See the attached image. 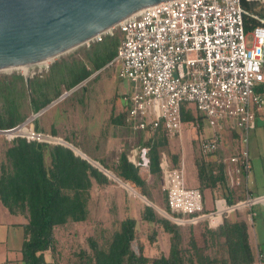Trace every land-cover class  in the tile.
<instances>
[{"label":"trees","instance_id":"obj_1","mask_svg":"<svg viewBox=\"0 0 264 264\" xmlns=\"http://www.w3.org/2000/svg\"><path fill=\"white\" fill-rule=\"evenodd\" d=\"M242 5L247 11L264 15L261 0H242ZM245 23L247 31L258 24L249 17L245 19ZM117 48V38L107 36L104 41L94 44L85 52V62L82 60L54 62L48 75L35 74L30 77L29 88L22 74L1 77L0 130L23 124L32 114L42 111L65 92H71L85 82L79 88L81 92L80 90L72 92L75 96L79 92L82 95L90 82L86 81L115 58ZM54 67H59L60 81L49 80L55 72ZM19 82L21 86H18ZM263 89L264 85L260 91ZM72 96L70 99L74 100ZM79 102H84V96ZM199 117L202 118L200 115ZM196 119L192 116L189 106L182 105V122L190 123ZM32 123L38 132H49L53 136L61 134V131L54 127L48 132L44 131L40 118ZM141 132L151 135L146 144L150 149L147 173L156 178L153 186L149 185L142 166L129 162L127 153L130 148L127 145L123 147L120 159L113 168H108L103 160L93 161L113 173L143 199L156 203L158 198H162L169 208L167 194L161 193L162 174L158 165L159 155L156 146L158 142L159 145L169 147V134L163 127ZM64 139L80 149L81 144L75 137L65 135ZM1 143L5 151L0 160V201L12 215L23 216L27 220L23 228L22 261L24 264H50L46 259V253L55 249L56 229L71 224L89 223L98 211L102 208L105 210L101 204L103 201L109 202L107 195H112L114 205L117 202V194H111L107 189L108 187L116 189L115 181L68 146L28 142L25 138H16L12 141L2 138ZM175 163L176 160L171 162V165L177 167ZM155 187L158 190V197H153ZM122 192L126 200V194L123 190ZM240 197L238 201L245 198ZM230 198V200L226 198L229 205L238 202L233 200V197ZM141 203L137 218L126 213L120 216L117 210L110 209L107 205L109 209L106 211L116 212L114 215L118 219V225L104 240V244L97 238L89 237V249L77 255L78 264L254 263L256 254L250 244L248 225L241 215L246 214V210H236L234 213L239 220L233 222L226 217L217 228H210L206 221L193 224V228H189L191 231L188 243L184 246L181 244L185 240V235L182 234L180 225L169 218L159 216L153 206ZM171 214L184 218L181 213ZM139 226L158 229L164 244L161 243L159 236H150V241L152 240L150 248L139 244L137 253L134 244L139 239ZM193 232L196 233L195 236H192ZM198 237L202 239V243H198ZM160 244L163 247L160 248Z\"/></svg>","mask_w":264,"mask_h":264},{"label":"built area","instance_id":"obj_2","mask_svg":"<svg viewBox=\"0 0 264 264\" xmlns=\"http://www.w3.org/2000/svg\"><path fill=\"white\" fill-rule=\"evenodd\" d=\"M247 17L258 23L249 31ZM248 34L253 36L251 48L247 47ZM108 35L117 37L118 49L106 67L117 69L119 78L134 85L120 99L126 124L135 131L163 127L169 135H178L183 126L182 105H192L216 130L200 143L204 155L221 146V130L237 132L243 148L230 158L228 174L233 186L240 184L242 175L251 173L246 143L264 105L260 91L264 85V15L247 11L242 0H170L141 10L84 45L100 43ZM32 121L0 130V136L8 141L25 138L50 146L64 144L56 136L36 131ZM148 152V148L133 150L130 160L147 167ZM159 158L169 208L184 216H169L178 224L206 221L210 228H217L236 210H252L264 202V195H247L233 205L218 198L208 212L203 192L186 186L183 168L173 167L165 153ZM254 264H264L263 253Z\"/></svg>","mask_w":264,"mask_h":264},{"label":"crops","instance_id":"obj_3","mask_svg":"<svg viewBox=\"0 0 264 264\" xmlns=\"http://www.w3.org/2000/svg\"><path fill=\"white\" fill-rule=\"evenodd\" d=\"M7 76L11 77L13 75ZM23 76L25 78V75ZM91 77L96 78L94 74ZM90 80L91 79H89V81ZM18 86H21L20 82L18 83ZM261 92L264 94V89ZM72 101L73 102H70V104L73 105L74 103L76 104V102H79V100ZM85 103L86 101L84 100L83 103H78L80 107L76 106L70 107L69 109L65 108L64 110H61L59 112L55 108V103L53 105L50 104L51 106L49 105L48 108L46 107L47 109L37 118H40L41 127L44 131L48 132L54 127L57 128V130H59L60 132V127L66 124L64 123L66 121V118L71 117L70 115H72L74 122L72 123V120L68 118V120H70L68 121V123H70L71 126H73L74 124V128L76 130L69 132V135L75 137L76 141L81 144L80 149H76L79 151V153L86 157L85 159L92 163L95 162L93 161L94 159L103 160L104 164L108 168H113L115 164L118 163L123 152V147L126 145L130 148L127 153V158L132 164L134 163L130 160V154L133 150L139 151L141 148L149 149L146 144L151 135L144 134L141 131H135L126 124L123 112L124 105L122 101L118 106H106L103 112H98L99 109L94 108H92V110H95L96 112L88 109L86 111ZM189 109L192 116L197 118L196 121L183 123L180 134L174 136L169 135V147L159 145V143L157 142V154L159 155V157L162 153H165L170 163H173L176 160L175 165L177 167L183 168L184 178L187 169L194 172V177L193 179L190 178L189 183L192 187L189 188H198L203 192L205 201L204 205L205 209L208 210V212L209 210H212L214 208V202L218 198H227L228 200H230V197H233V200L238 201L241 198L240 196H242V198H246L247 195H264V149L262 150L263 154H259L261 158H258L254 163L251 160L249 152L251 173L247 177L245 175H242L240 184L233 186L228 174V171L232 168L229 160L232 156H237L240 151L239 142L241 141L238 134H236L235 132H230L231 136L229 137V139H227L229 133L227 132V130H221L220 132L223 136L221 146L215 153L208 156L204 155L200 150V143L203 138L211 137L216 130L210 128V126L209 128L211 130H207L205 127L204 119L199 117V114L196 112L195 108L190 105ZM257 116H259L258 113ZM199 119L200 121H198ZM44 120H47L48 122L50 121L48 128L49 130L43 126L42 122ZM56 137L61 138L60 135ZM90 139L92 141H95L94 146L90 145ZM1 142L2 138L0 139V160L3 157L5 151V147H2L3 145ZM197 153L199 154V156L197 155ZM112 155L114 157H112ZM149 156L150 149L148 152V158ZM137 158L138 160H140L139 155L137 156ZM201 159L204 160L202 161ZM208 163L215 164V167L213 168L216 170H209L206 167ZM187 164H189V166L191 167L188 168ZM158 165L160 168V158ZM142 168L147 174L149 185L153 186V184L156 183V178L153 175L147 173L148 166H142ZM163 184L164 183L162 177L161 188L164 190ZM107 191L111 194H117L118 197V200L114 205H112L113 202L110 201V203H107L110 209L112 208L114 210H117L120 216L125 214L124 212L126 211L127 215L136 217L133 216L134 214H131L130 210H132V208H130L129 205L128 207L127 205L125 206V197L123 196V192L121 191V189L108 187ZM105 203L106 202L104 201L102 203L104 208ZM145 203L148 204L146 201ZM165 203V200H163L162 198H158L155 204L156 206H161ZM129 204L131 205V207L132 205H134L138 209V211H140L141 206L140 204H138V202L131 201ZM124 207L126 208L124 209ZM127 209L129 211H127ZM246 211V217L242 218L248 225L250 244L252 245L256 254V259L254 261L255 263L257 261L258 254H264V202L255 205L252 210ZM249 216H252V218H249ZM228 217L233 222L239 220V217H237L236 214L234 216L230 214ZM26 224L27 220L23 216L12 215L0 201V230L4 234L9 232V234H11V237L13 238V242L14 240H18L19 242L24 241L23 228ZM187 225L192 226L193 224ZM2 239L0 240V242L2 241ZM14 244L15 243H11L10 246L5 244L0 245V264H21L22 257L19 256V252H16L21 244L18 246H14ZM11 253L13 254V256Z\"/></svg>","mask_w":264,"mask_h":264},{"label":"rangeland","instance_id":"obj_4","mask_svg":"<svg viewBox=\"0 0 264 264\" xmlns=\"http://www.w3.org/2000/svg\"><path fill=\"white\" fill-rule=\"evenodd\" d=\"M262 7L264 8V4L262 5ZM115 38H117V37H115ZM93 45L94 44H91V45H87V44L84 45L83 44V45L75 48L74 50H72L70 52H67V53H65L59 57L54 58L53 60H51L48 63V65H47V66H49L48 69L46 68V64H44V63L31 65L27 71L28 75L30 77L35 75V74H40L42 76L48 75V72H49L50 67H51L53 62H58V61H62V60H67L69 62H71L72 60H79V61L82 60L85 62V60H86L85 52L88 49H90ZM252 45H253V36L251 34H248V36H247V47L251 48ZM57 66H60V65H57ZM58 68L59 67H54L55 72H54L53 76L51 75L52 77H50L49 80H52V79L53 80L58 79L59 81L61 80L60 79L61 78L60 72H59ZM25 73L26 72L24 71V69H21V68L5 70V71H0V78L3 76L14 75V74L15 75L16 74L24 75ZM94 76H96V78H93V77L89 78L91 80L87 84V88L82 93V95L80 93L81 90L79 88L82 85H84L85 82L82 83L77 88H75L74 90H72L71 92L69 91L67 93L68 95L63 97V99L55 100L54 101L55 106H56L55 108L58 110V112L61 110H64L65 108L69 109L70 107H76V106L80 107V105L78 104L79 102H76V104L74 103V105L70 104V102H73L72 99H70V97L73 95L72 92L75 90H80V92L77 93L78 95L72 96L74 98V101H78V100H80L81 97L84 96V100L86 101V103H85L86 111L88 109V110H91L93 112H96L95 110H92V108H94V109H99L98 112L99 111L103 112L105 110L106 106L111 107L112 105H116V106L120 105L121 104V100H120L121 96L123 94H126V93L133 91V89H134V85L132 83H130L128 80L119 78L117 69H115V68L105 67V68L101 69L100 71L94 73ZM89 79L86 82H88ZM258 114H259V116H257L258 118L255 121V126L249 132L248 141L246 143V148H248V151L250 152V157H251V160L253 161V163L258 158H261V156H259V154L260 153L263 154L262 150L264 149V105L261 108V110H259ZM70 116L71 117H68V118L70 120H72V123H73L74 122L73 116L72 115H70ZM31 117H33V114L28 119H30ZM68 118H66V121L64 122L66 124H64L60 127L61 138L60 137L59 138L62 139L65 143H68L64 139L65 135H69V132L76 130L74 128V124H73V126H71V124L68 123V121H70V120H68ZM32 122H31V124L34 125ZM49 123H50V121L48 122L47 120H44L42 122L43 126L46 129L49 128ZM204 123H205L206 129L210 131L211 129L209 128L208 122L206 120H204ZM227 132L229 133L227 139H229V137L231 136L230 130H227ZM1 138H4V137L1 136L0 139ZM90 140H89L90 145L94 146L95 141H92V140L90 141ZM69 144L73 145L71 143H69ZM239 145H240V149H242L243 148L242 142H239ZM197 155L199 156L198 153H197ZM112 157H114V156L112 155ZM95 165L98 166L97 164H95ZM187 165H188V168L191 167V166H189V164H187ZM98 167L101 170L105 169V168H102V166L101 167L98 166ZM206 167L209 170H216L213 168V167H215V164H213V163H208ZM102 171H104V170H102ZM107 174L110 177H112V179L115 181V185L117 186V188H119V189H121V191L123 190L125 192V194H126V203L124 201L125 206L128 204L129 207L132 208V210H130L131 214H134L133 216L137 217L139 215L138 209L134 205H132V207H131V205L129 203L131 201H133V202H138V204H142L141 202L145 203V200L142 199V197H140V195H138V193L135 192L131 187H129L128 185H126L122 181L117 180L116 176L113 173H111L110 171H107ZM193 177H194V172L187 169L186 173H185V183H186L187 187H192L189 183H190V178L193 179ZM156 189H157V187H155V189H154L153 197H158V190H156ZM162 192H165V191L162 189L161 193ZM107 196H108L107 198L109 199V201L112 202V200H111L112 195H107ZM134 196H137V197H134ZM108 199H106V201H108ZM119 199H120V197H119ZM117 200H118V197H117ZM123 200H124V198H123ZM147 201L152 203L154 209L157 211L159 216L164 217V218H169V216H172V214H171L172 212L168 208L167 203L163 204L161 206H156L155 202H151L150 200H147ZM110 202H106L105 203V210H103V208H102L100 211H98V214L95 217H93V219H91V221L89 223L84 224V225L83 224H71L67 227H62V228L56 229V233H55L56 234V246H55L54 250L46 253L47 261L50 264H78L79 260L77 259V255L81 251L89 249V242H88L89 237L97 238L98 240H100L101 244H104L103 243L104 240L108 236H110V234H112V232L116 229V227L118 225L117 224L118 219L114 215L116 212L106 211L107 209H109L107 207V203H110ZM101 206H103V205L101 204ZM125 208L126 207H124V209ZM127 211H129V210L127 209ZM124 213H126V211ZM231 215L234 216L235 213H231ZM241 215H242V217H246L247 213L246 214L243 213ZM249 218H252V216H249ZM169 219L171 220V218H169ZM179 225L178 226L183 231L182 234L185 235V240H183L184 242L181 245L185 246V245H187L188 239L190 237L191 229H189V228H193V226L184 225V224H179ZM138 232H139V239H138L139 242L136 241L134 244V249L136 250L137 253L139 252V244H144L145 247L150 248L149 245H151V243H152V240L150 241V236H156V237L159 236L161 243L164 244L162 242V239H161V236H160L158 229H156L154 227H150L147 229V228H143V226H139ZM2 233L3 232L0 230V240L2 238H4L0 242V245L5 244V245L10 246L11 243H15L14 246H18L21 244L20 247H22L23 241L19 242L18 240H14V242H13V238L11 237V234H9V232L6 234L3 233V235H2ZM194 234H196V233L193 232L192 236H195ZM9 236H10V238H9ZM200 242L202 243V239L198 237V243H200ZM162 244L159 245L160 248L163 247ZM20 247L16 251L17 253L18 252L20 253L19 256H21ZM150 251H149V253H150ZM150 255H152V253ZM12 256H13V254H12ZM16 264H18V263H16ZM21 264H24L23 261H21Z\"/></svg>","mask_w":264,"mask_h":264},{"label":"water","instance_id":"obj_5","mask_svg":"<svg viewBox=\"0 0 264 264\" xmlns=\"http://www.w3.org/2000/svg\"><path fill=\"white\" fill-rule=\"evenodd\" d=\"M166 1L170 0H0V71L53 60L141 10ZM24 75L29 88L30 76L28 72ZM47 108L28 120H35ZM63 145L86 158L74 146Z\"/></svg>","mask_w":264,"mask_h":264},{"label":"bare ground","instance_id":"obj_6","mask_svg":"<svg viewBox=\"0 0 264 264\" xmlns=\"http://www.w3.org/2000/svg\"><path fill=\"white\" fill-rule=\"evenodd\" d=\"M72 50H74V49H72ZM72 50H69L68 52H70V51H72ZM51 60H49V61H44V62H42V63H44V64H47V63H49ZM21 69H24V71L25 72H27L28 71V66H23V67H20Z\"/></svg>","mask_w":264,"mask_h":264}]
</instances>
